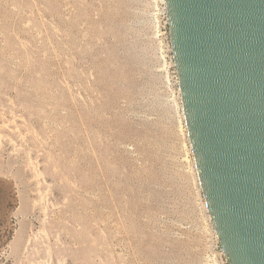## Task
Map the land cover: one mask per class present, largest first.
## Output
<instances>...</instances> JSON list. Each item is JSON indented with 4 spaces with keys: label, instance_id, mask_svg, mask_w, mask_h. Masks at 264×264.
<instances>
[{
    "label": "rangeland",
    "instance_id": "obj_1",
    "mask_svg": "<svg viewBox=\"0 0 264 264\" xmlns=\"http://www.w3.org/2000/svg\"><path fill=\"white\" fill-rule=\"evenodd\" d=\"M163 3L0 0V264H220Z\"/></svg>",
    "mask_w": 264,
    "mask_h": 264
},
{
    "label": "water",
    "instance_id": "obj_2",
    "mask_svg": "<svg viewBox=\"0 0 264 264\" xmlns=\"http://www.w3.org/2000/svg\"><path fill=\"white\" fill-rule=\"evenodd\" d=\"M182 109L228 264H264V0H166Z\"/></svg>",
    "mask_w": 264,
    "mask_h": 264
},
{
    "label": "built area",
    "instance_id": "obj_3",
    "mask_svg": "<svg viewBox=\"0 0 264 264\" xmlns=\"http://www.w3.org/2000/svg\"><path fill=\"white\" fill-rule=\"evenodd\" d=\"M163 5L166 7V5L164 3H163ZM163 12H164V15L167 16V14H165V11L164 10H163ZM166 23H167V21H166ZM222 254L223 253L221 252L220 253V262H222L223 264H228V261L227 260L226 261L223 260Z\"/></svg>",
    "mask_w": 264,
    "mask_h": 264
},
{
    "label": "bare ground",
    "instance_id": "obj_4",
    "mask_svg": "<svg viewBox=\"0 0 264 264\" xmlns=\"http://www.w3.org/2000/svg\"><path fill=\"white\" fill-rule=\"evenodd\" d=\"M222 253H223V250H222ZM224 254V253H223ZM220 264H223L222 262H220Z\"/></svg>",
    "mask_w": 264,
    "mask_h": 264
}]
</instances>
